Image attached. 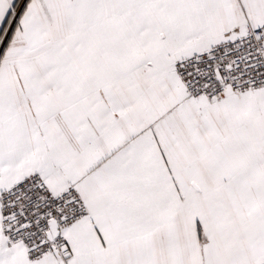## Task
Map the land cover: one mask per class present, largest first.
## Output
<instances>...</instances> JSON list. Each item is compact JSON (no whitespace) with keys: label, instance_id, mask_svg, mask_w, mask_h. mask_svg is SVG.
<instances>
[{"label":"snow or ice","instance_id":"obj_1","mask_svg":"<svg viewBox=\"0 0 264 264\" xmlns=\"http://www.w3.org/2000/svg\"><path fill=\"white\" fill-rule=\"evenodd\" d=\"M0 264H264V0H0Z\"/></svg>","mask_w":264,"mask_h":264}]
</instances>
